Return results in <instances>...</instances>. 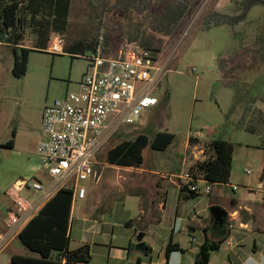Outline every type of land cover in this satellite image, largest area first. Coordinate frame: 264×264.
<instances>
[{
    "label": "rangeland",
    "instance_id": "rangeland-1",
    "mask_svg": "<svg viewBox=\"0 0 264 264\" xmlns=\"http://www.w3.org/2000/svg\"><path fill=\"white\" fill-rule=\"evenodd\" d=\"M19 1L24 3L29 21L33 13L30 0ZM187 1L195 3V0ZM240 1L200 0L175 37L158 35L145 28L138 30L136 18L127 19L115 7L116 0H72L67 31L62 33L55 29L53 12L47 6L39 15L48 20V30L38 32L39 25L28 22L25 47L31 51L27 73L22 77L13 73L21 48L14 51L1 47L0 233L7 223L8 210L14 208L11 191L15 184L18 181L33 182L44 174L39 145L44 139L42 118L45 108L64 98L68 92H79L80 83L88 71L86 58L92 57L93 53L71 54L67 47L78 41L88 43L103 36L107 55L116 56L122 46L130 42L131 34H139L162 49L161 65L166 67L152 93L159 104L140 117L141 125H125L108 133L95 158L97 175L92 182L85 183L89 188L101 177L100 190L95 198L99 205L92 211L98 219L95 222L87 217L95 208V203L89 198L75 202L71 247L88 243L97 264H123L114 258L116 250L121 249L129 250L132 260L137 255L146 257V252L138 248L140 234H145L143 241L151 246L149 250L155 248V258L162 249L166 250L172 237H176L175 240L184 248L191 250L193 247L194 252L198 250V244L204 239L202 232L199 230L196 234L198 243H193L189 230L183 229L181 219L185 221L187 218L185 224H190L189 218H194L193 224L198 225L200 218L209 216L206 219L208 223L212 204L227 211L233 199L248 195L247 187L264 186V139L258 133L238 127L244 108L236 105V90L222 82L219 68L221 59L255 44L258 49L256 61L251 55L240 58L249 64L240 71L236 69L237 85L242 96L251 95L254 91V106L264 112V6H255L247 20L237 26L225 25L207 31H200L196 26L203 10L211 4H216V9L224 14L234 15L240 12ZM35 5L32 8H37ZM55 32L65 38V54L52 55L45 50L51 34ZM251 117L248 113L246 119ZM159 132L172 133L175 140L166 151H156L151 147L143 151V169L148 172L142 181L136 179L135 172L110 167L107 153L112 147L122 141L133 140L139 134L153 138ZM198 133H202L203 138L194 141ZM261 134L264 136V129ZM216 139L233 146L230 182L213 185L210 195L180 200L177 186L170 181L174 180L179 185L176 178L179 174L191 167L196 168L198 163L209 158V143ZM248 170L252 173L248 174ZM157 183H162L164 196L157 194ZM234 186L239 190H234ZM21 195L32 203L39 197V194L28 190ZM239 218H245V211L240 212ZM240 219L229 222L234 225V231H238ZM130 220L134 221L135 229L127 226ZM255 223L250 222L249 235L258 239L264 253V228L259 224L260 229H256L258 225ZM4 249L0 264H12L10 257L13 255H36L18 237ZM231 251L230 245H223L213 254L211 264H231ZM192 257L190 253L189 258Z\"/></svg>",
    "mask_w": 264,
    "mask_h": 264
},
{
    "label": "trees",
    "instance_id": "trees-1",
    "mask_svg": "<svg viewBox=\"0 0 264 264\" xmlns=\"http://www.w3.org/2000/svg\"><path fill=\"white\" fill-rule=\"evenodd\" d=\"M199 2L200 0H195V3H189L187 0H116L115 7L127 19L135 17L138 30L145 28L158 35L175 37L179 35L186 18ZM29 4L34 14L32 13L31 19L28 21L22 1L0 0V16L4 18L5 27L11 28L7 37L2 36V40L10 44L14 51H17V46H24L21 47V56H16L13 68L16 77L24 76L28 70L31 51L25 47L28 22L37 23L39 25L38 32L42 33L44 30H48V20L42 13V16L39 14L41 10L49 6L53 12L55 29L64 33L67 31L68 18L72 12V0H30ZM34 5L37 8H32ZM239 5L241 7L239 13L228 15L218 11L216 4H211L203 10L197 19L198 30L207 31L225 25H240L247 20L249 13L255 6H264V0H241ZM42 7L43 9H41ZM129 41V43H137V50L147 49L154 53L162 52V49L153 41L143 39L139 34H131ZM98 43L99 37L88 43L84 41L75 42L67 48L71 54L84 55L87 51H93ZM257 50L255 44L248 48H242L229 58L221 59L219 68L222 82L236 90V105L244 108V114L238 123V127L251 133H258L264 139L261 134L264 129V112L254 106L256 102L253 94L256 93L253 91L251 95H240L236 74V69L240 71L249 64L247 61H240V58L251 55L256 61ZM105 54L107 55L106 41ZM250 99L251 101L247 102ZM248 113L252 117L246 119ZM174 140L175 135L169 132H159L153 138L139 134L133 140H125L112 147L107 153L108 163L124 167H141L144 163L143 151L147 147L156 151H166ZM196 140L194 139V141ZM209 144L210 157L198 163L196 168L192 167V171L203 175L212 185L228 184L232 172L233 146L227 141L217 139ZM180 195L186 199H197L201 196L190 191L185 185L181 187ZM73 201V191L63 189L42 207L18 235L20 241L36 255H14L12 264H93L89 244H84L76 249L71 247ZM127 226L134 227V221H128ZM229 236L230 224L228 219L222 228H214L213 225H210L206 229V239L195 257V264H211L212 253L220 251ZM145 248L148 250V247ZM165 252L169 261L172 253L184 252V249L179 244L174 243L171 238Z\"/></svg>",
    "mask_w": 264,
    "mask_h": 264
},
{
    "label": "built area",
    "instance_id": "built-area-1",
    "mask_svg": "<svg viewBox=\"0 0 264 264\" xmlns=\"http://www.w3.org/2000/svg\"><path fill=\"white\" fill-rule=\"evenodd\" d=\"M10 30L0 16V45H10L2 40ZM45 50L52 55L65 54V38L52 33ZM91 52L93 56L86 58L89 67L80 83L81 90L68 92L44 110V139L39 145L44 174L33 182L15 184L11 191L14 208L8 210L7 231L0 233V251L61 190L73 191V209L77 200L85 199V183L96 176L95 158L108 133L125 125H141L140 117L159 104L152 93L166 67L161 65L160 53L137 50L133 43L126 42L116 56L106 55L103 36ZM195 138L201 140L203 134L198 133ZM176 178L180 187L185 185L200 195L212 193L213 185L193 172L192 167ZM233 188L239 190L237 186ZM24 190L39 194L38 199L29 202L21 195ZM247 192L250 201L264 206V186L247 187Z\"/></svg>",
    "mask_w": 264,
    "mask_h": 264
},
{
    "label": "crops",
    "instance_id": "crops-1",
    "mask_svg": "<svg viewBox=\"0 0 264 264\" xmlns=\"http://www.w3.org/2000/svg\"><path fill=\"white\" fill-rule=\"evenodd\" d=\"M1 47H9V48L13 49V47L10 45H0V48ZM21 47H24V46H17V49H19ZM143 166L144 165H142L141 167H124V166H120V165L110 164V167L115 169V170H125L128 172H135L136 179H139L140 181H142L144 179V174H146L148 172V171L143 169ZM95 172H96V165H95ZM151 173H153V172H151ZM96 175H97V172H96ZM173 175H175V174H173ZM94 178H92L90 181L92 182V180ZM100 182H101V177L95 182L94 185L92 183L90 185V187L87 188L86 198L83 199V200H86L89 198L90 201H93L95 203V206H94L95 208L92 209L90 211V213L87 215V217L94 219L95 222H97L96 219H98V218L93 216L92 211L97 209L98 208L97 205H99V202L98 201L96 202L95 198L97 197L99 190H100ZM170 184L177 186V188L179 190L180 200H186L185 197H181V195H180V189H181L180 185H177V183H175L174 180L170 181ZM155 188H156V192L158 195L164 196V192L162 191V183L161 184L157 183ZM162 205H164V204H162ZM213 205L217 206V204H212V206ZM229 207H230V209H229ZM241 211H245V218L244 219L239 218V214ZM227 212L229 214L228 222L235 220V219L236 220L240 219V221L238 222L239 223L238 231H234V225H230V236L227 239V241L223 244V245L228 244L232 248L231 256H232L233 260H230L231 264H264V253L261 252V246L259 244L258 239L253 238L252 236L249 235L250 234V228H251V226H250L251 221H254V223L256 222L255 224L258 225L256 229H258V230L260 229L259 224L263 226L262 228H264V206L257 204L253 201H250L248 199V195L244 194L240 198L233 199L228 204ZM37 214H38V212L34 216H36ZM72 215H73V211H72ZM208 217L200 218L198 225L193 224L194 218L193 219L189 218L190 224H188V223L185 224V222H187V218H185L186 219L185 221H184V219H181V220H183L182 222H184L182 224V225H184L183 229H185V228L188 229L190 234H191L192 239L196 240L193 243H198V241H197L198 239L196 238V234L199 232V230L202 232L204 239L201 243L198 244L199 248L204 243V241L206 239V229L208 228L207 226L212 225L211 224V217L209 219V222L206 223V219ZM31 219H29V221ZM29 221L25 224V226L29 223ZM24 227H23V229H24ZM5 228H7L6 225L4 228H2V233L5 232L4 231ZM130 228L133 229L134 227H130ZM181 231H182V229H181ZM255 234L256 233H254L253 235H255ZM175 239H176V237L175 238L172 237L173 242L176 244H179L180 247L182 249H184V252L172 253L170 258H169V261L167 260L166 252L164 249H162L161 253L157 256V258H155V248H152L151 252L147 249L146 250L142 249L146 252L145 253L146 257L142 258L140 255L139 256L137 255L136 258L133 260L130 259L131 254H130L129 250H124V249L116 250L114 258H115V260H118V262H121L123 264H152V263H156V262H159L162 264H167V261H168V264H195V257L197 255V253L199 252V248L195 252L192 249L193 247H191V250H188L187 248H184L182 246V244L180 242L176 241ZM263 242H264V240H263ZM84 244H88V243L84 242L80 246H82ZM146 245H147L148 249H149V247H151V246H149V244H146ZM80 246H78V247H80ZM72 249H76V248H72ZM5 250L6 249H2L0 251V256L5 252ZM190 253L193 254V257L191 259L189 258ZM214 253H212V256ZM91 254H92V247H91ZM13 256L10 257L11 262H12ZM231 256H229V259L231 258ZM211 261H212V257H211ZM92 263L97 264L94 262L93 254H92Z\"/></svg>",
    "mask_w": 264,
    "mask_h": 264
},
{
    "label": "water",
    "instance_id": "water-1",
    "mask_svg": "<svg viewBox=\"0 0 264 264\" xmlns=\"http://www.w3.org/2000/svg\"><path fill=\"white\" fill-rule=\"evenodd\" d=\"M210 215H211V224L216 228L217 226L222 228L225 226L227 219H228V212L219 207V206H213L210 209ZM145 237V234H140L137 238L138 240V248L145 249L147 245L144 243L143 239ZM149 250V249H148ZM151 252V250H149Z\"/></svg>",
    "mask_w": 264,
    "mask_h": 264
},
{
    "label": "flooded vegetation",
    "instance_id": "flooded-vegetation-1",
    "mask_svg": "<svg viewBox=\"0 0 264 264\" xmlns=\"http://www.w3.org/2000/svg\"><path fill=\"white\" fill-rule=\"evenodd\" d=\"M216 228H220V227L217 226Z\"/></svg>",
    "mask_w": 264,
    "mask_h": 264
}]
</instances>
